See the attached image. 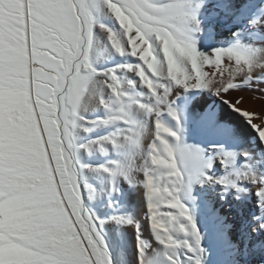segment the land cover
Returning a JSON list of instances; mask_svg holds the SVG:
<instances>
[{
	"label": "snow or ice",
	"instance_id": "snow-or-ice-1",
	"mask_svg": "<svg viewBox=\"0 0 264 264\" xmlns=\"http://www.w3.org/2000/svg\"><path fill=\"white\" fill-rule=\"evenodd\" d=\"M209 3L0 0V264H112L104 221L82 201L80 148L116 153L110 163L88 167L108 173L113 191L118 177L143 191L147 222L157 241L174 253H166L170 264H182L174 250L184 246L196 254L194 264H203L202 237L181 193L204 160L201 149L183 138L182 117L170 98L173 84L220 96L248 119L264 143V112L242 107L249 98L264 100L242 92L264 81V48L237 43L200 49L198 34L205 31L200 10ZM211 6L214 15L236 7L231 0ZM105 9L119 31L100 22L97 13ZM261 24L259 17L248 21L252 28ZM97 27L116 53L138 62L97 69L92 59ZM127 72L138 81L126 78ZM137 83L150 90L152 102L133 91ZM100 109L103 116L85 115ZM165 114L176 121V129L163 122ZM98 128L109 131L77 143L81 132ZM241 154L243 170L237 168L236 153L218 155L234 178L202 172L196 179L238 191H243L238 180H247L264 208V174L254 170L251 153ZM110 219L134 228L139 264H152V245L140 221L121 215ZM258 227L264 229V223ZM177 233L192 239L180 240Z\"/></svg>",
	"mask_w": 264,
	"mask_h": 264
},
{
	"label": "rangeland",
	"instance_id": "rangeland-1",
	"mask_svg": "<svg viewBox=\"0 0 264 264\" xmlns=\"http://www.w3.org/2000/svg\"><path fill=\"white\" fill-rule=\"evenodd\" d=\"M215 3L217 0H210L209 5L200 10L205 28L203 34H198L200 49L207 52L216 47L237 43L264 48V36L260 31L264 24L258 28L248 26V21L259 17L260 13L252 17L247 16L245 20L242 1L231 0V3L236 5L232 11L225 10L219 15H214L211 5ZM97 15L101 23L119 31V25L106 9L99 11ZM237 20H241V23L235 26ZM237 30L242 31L238 36H233L232 33ZM92 59L97 69L138 62L135 56L116 53L106 35L98 27ZM123 75L133 80L139 79L131 72ZM247 90L242 89L244 95L247 96L249 93L252 95L251 90L249 93ZM133 91L140 95L144 102L154 100L150 90L140 83H137ZM203 93V90L195 89L186 91L173 84L170 97L174 99L175 107L182 117L184 140L190 145L198 146L204 160L199 168L192 170L193 179L181 193V199L190 209L202 237L201 245L204 252L200 254V258L203 264H264V229L258 227L260 223H264V208L261 207L260 198L256 195L255 186L247 180H238L240 188L243 189L238 191L235 187H226L207 180L201 182L202 176L201 179H196L202 172L214 177L224 175L235 177L231 169H226L221 164L218 155L222 151L236 153L237 168L241 170L246 160L241 153L244 151L251 153L254 170L264 174V143L259 136L254 137L250 144L243 143L241 137L231 132L229 127L218 125L216 118L198 113L194 106ZM208 94L214 95L212 91ZM85 115L94 118L103 116L104 111L100 109ZM162 119L169 127L173 129L178 127L171 116L165 114ZM148 123L154 127L151 119ZM108 131L107 128H98L92 133L81 132L77 137V143L82 145L92 137L104 135ZM78 158L85 165L80 176L84 188L82 201L90 213L104 221L102 235L111 253L112 264H139L137 234L135 230L132 231L130 225H120L112 221L110 218L115 215L140 221L143 236L152 245L150 250L152 264H170L166 253H174H170L155 238L146 219L147 206L143 191L130 185L123 177L117 178L116 189L113 191L108 173L97 172L94 168L88 167L108 164L117 158L116 153L104 155L98 149L89 152L80 148ZM209 163L212 165L211 168L208 167ZM177 238L192 239L181 233H177ZM174 251H178L182 264H194L196 254L187 246Z\"/></svg>",
	"mask_w": 264,
	"mask_h": 264
},
{
	"label": "bare ground",
	"instance_id": "bare-ground-1",
	"mask_svg": "<svg viewBox=\"0 0 264 264\" xmlns=\"http://www.w3.org/2000/svg\"><path fill=\"white\" fill-rule=\"evenodd\" d=\"M243 3V19L246 17H252L260 13L259 18L264 20V0H241ZM241 20H237L235 26H238ZM260 31L264 36V28ZM244 88L251 90L252 94L264 95V81L255 82L252 86H245ZM245 91V90H244ZM203 94L198 97V103L194 108L202 115H211L216 118L218 125H225L230 128L231 132L241 137L243 143H251L253 138L258 136V133L253 128L252 124L249 123L248 119L243 116L240 112L235 111L228 103H226L220 96L209 95L210 90H203ZM250 94V93H249ZM248 97H251L250 95ZM237 93H233L234 98ZM242 107L248 108L249 110L264 112V100H252L249 98L242 105ZM259 141V140H258ZM220 148V147H218ZM141 199V198H140ZM139 199V203L141 200ZM132 231L134 228L131 226Z\"/></svg>",
	"mask_w": 264,
	"mask_h": 264
}]
</instances>
